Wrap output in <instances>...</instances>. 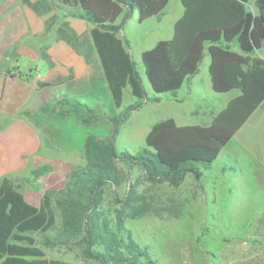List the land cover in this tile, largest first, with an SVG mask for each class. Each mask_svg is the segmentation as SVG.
Returning <instances> with one entry per match:
<instances>
[{
    "label": "trees",
    "instance_id": "obj_1",
    "mask_svg": "<svg viewBox=\"0 0 264 264\" xmlns=\"http://www.w3.org/2000/svg\"><path fill=\"white\" fill-rule=\"evenodd\" d=\"M36 13L59 10L61 15L92 24L89 30L97 54L102 77L115 108H121L125 88L138 100L159 101L148 97L127 42L118 36L126 21L137 11L138 20L160 16L169 0H20ZM182 15L174 22L170 38L158 39L141 52L144 74L155 94L176 96L180 87L198 73L207 54L211 88L216 93H239L212 118L208 125H178L166 118L152 125L145 145L136 153L117 151L114 139L105 140L94 134L85 139L84 165L71 167L61 188L43 191L38 206L29 203L22 187L53 171L52 164L31 168L28 176L18 173L0 179V264H77L47 258L38 245L66 244L79 240L86 257L98 264L130 261L133 264H155L146 247L133 240L122 242L112 228L97 217L106 184L117 183L113 161L122 158L144 170L152 182H167L177 187L188 174L199 179L209 169L221 149L231 140L248 117L264 105V0H180ZM253 4L254 10L249 7ZM119 19V21H118ZM55 15L46 20L45 34L53 27ZM54 40H62L76 53L82 52L80 36L62 19ZM41 46V55L49 60ZM17 45L7 49L0 60V70L16 55ZM11 75L29 78L18 66L5 70ZM47 85L38 81V88ZM50 101L30 110L22 108L16 116L39 128L33 119L57 112L66 115L78 112L84 123L97 118L101 105L91 107L79 99H70L59 92ZM140 107V102L122 109L127 116ZM15 117V116H13ZM9 119H12L10 117ZM117 132V128L114 130ZM139 196L129 192L124 200L128 206L139 205ZM120 220V219H119ZM259 222L264 224V217ZM121 222V220H120ZM121 223H118L120 225ZM100 245L102 248H95Z\"/></svg>",
    "mask_w": 264,
    "mask_h": 264
},
{
    "label": "rangeland",
    "instance_id": "obj_2",
    "mask_svg": "<svg viewBox=\"0 0 264 264\" xmlns=\"http://www.w3.org/2000/svg\"><path fill=\"white\" fill-rule=\"evenodd\" d=\"M249 7L255 9L252 3ZM182 13L180 0H169L160 16L139 21L135 11L118 32V36L127 42L148 97L159 95V101L138 100L125 88L122 107L115 108L109 91L107 95L96 92L82 96L76 92L78 90L43 89L44 94L49 92L48 96L56 94L50 101H55L61 91L70 99H79L94 108L100 104L101 108L97 119L91 123H84L78 112L60 115L59 109L43 114L39 120L33 119L41 131L50 133L48 137L44 136V145L53 148L54 169L33 181L32 185L22 187L29 203L39 204L45 189L63 187L71 167L87 162V135L114 139L117 151L136 153L145 145V137L156 122L187 116L190 111L191 123H206L212 113L223 107V101L239 92L216 93L212 90L207 54L198 73L180 87L176 96L152 91L144 74L141 52L152 47L158 39L170 38L173 24ZM51 14L55 15V23L51 29L52 39L46 42L53 41L56 28L62 19L67 20L80 36L81 50L89 63L97 67L99 84L107 88L89 35L92 24L83 19L64 18L55 9ZM10 64L25 73L39 71L40 76L46 69L44 59L30 55L18 56L17 60L13 57ZM138 101V109L130 111L126 117L121 116L124 107ZM116 128L117 132L114 131ZM240 140L234 136L221 149L211 167L202 170L199 179L188 174L177 187L167 182H152L140 167L128 164L121 157L115 159L117 183L104 186L97 217L116 231L122 242L133 240L140 247H146L155 264H264V224L258 221L264 217V139L254 134L243 136L246 143ZM30 169L18 175L28 176ZM131 191L139 196L138 207L124 203ZM38 245L47 258L98 264L84 255L78 239L66 244ZM95 248L102 247L97 245ZM107 264L133 263L116 260Z\"/></svg>",
    "mask_w": 264,
    "mask_h": 264
},
{
    "label": "crops",
    "instance_id": "obj_3",
    "mask_svg": "<svg viewBox=\"0 0 264 264\" xmlns=\"http://www.w3.org/2000/svg\"><path fill=\"white\" fill-rule=\"evenodd\" d=\"M51 15V12L38 14L20 0H0V60L4 52L16 44L17 56L30 55L35 59L42 58L46 61L44 75L40 76L38 71L35 74L32 73L27 79L5 72L7 68L12 69L15 66L10 64L13 57L0 70V179L6 174L20 173L44 163L54 165V157L51 155L53 148L44 145V136L48 137L50 133L47 135L48 131H41L23 117L16 116L22 108L35 110L44 102L54 98L56 94L52 93L48 96L49 92L44 94V88L55 87L65 92L78 90L76 92H80L82 96H91L96 92L107 95L109 91L99 84L97 67L87 63L83 55L76 53L62 40L53 39L52 42H46L52 39L51 31L45 34L46 20ZM45 44H48L46 52L49 60L41 55L40 48ZM14 59L17 60L16 57ZM38 81L45 82L47 85L38 88ZM238 93L223 101L222 106L225 107L228 101ZM223 107L212 113L206 123H191L190 111L187 116L172 118L178 125H208L213 116ZM263 108L264 105L257 108L233 137L236 136L238 140L240 138V141L244 143L246 141L243 140V136L251 137L255 134L264 139ZM10 117L12 119H9ZM229 143L230 141L227 144Z\"/></svg>",
    "mask_w": 264,
    "mask_h": 264
}]
</instances>
